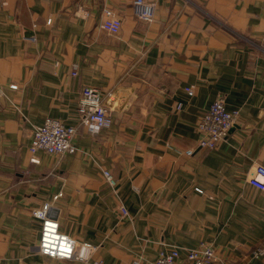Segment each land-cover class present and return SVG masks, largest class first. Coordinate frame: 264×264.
Segmentation results:
<instances>
[{
    "label": "crops",
    "instance_id": "0c3cea01",
    "mask_svg": "<svg viewBox=\"0 0 264 264\" xmlns=\"http://www.w3.org/2000/svg\"><path fill=\"white\" fill-rule=\"evenodd\" d=\"M135 1L0 0V264H153L164 248L183 262L202 242L212 264H264L252 257L264 192L248 184L264 167V0H145L151 22ZM105 9L115 35L100 28ZM84 87L112 108L110 129L80 125ZM217 98L239 115L199 149L197 123ZM47 118L76 129L75 155L30 154ZM45 204L62 234L94 247L87 263L38 253L33 212Z\"/></svg>",
    "mask_w": 264,
    "mask_h": 264
},
{
    "label": "built area",
    "instance_id": "2783aa9c",
    "mask_svg": "<svg viewBox=\"0 0 264 264\" xmlns=\"http://www.w3.org/2000/svg\"><path fill=\"white\" fill-rule=\"evenodd\" d=\"M137 18L142 22H151L154 18V6L145 0L135 1ZM104 20L100 28L109 34H117L120 30V20H118L110 9L103 10ZM50 25L51 20H47ZM29 42H35V37H24ZM76 73L73 74L75 76ZM11 88L15 89V86ZM188 96H192V90L185 88ZM2 94L0 92V98ZM112 100V99H111ZM180 109V105L177 106ZM112 108L103 100L99 91L91 87H84L81 91V101L77 108L80 125L89 134L95 135L106 131L112 127ZM238 111H228L223 98H217L208 110L199 119L196 132L198 135V148L213 150L227 136L230 128L234 125L238 117ZM76 129L66 126L61 121L47 118L38 128L31 139L29 152L34 156L37 152H43L49 156L75 155L77 148L73 144ZM192 151H187L188 156ZM32 162L36 160L33 157ZM103 177L110 187H115L116 181L109 171L102 172ZM248 184L264 192V167L257 166L249 175ZM202 194V191L196 189ZM56 196L55 198L59 197ZM122 215L126 216L127 211L119 208ZM50 205L45 204L40 210L33 212V217L41 224V232L38 242V253L41 256L61 260L87 263L90 259L94 247L89 243L77 244L68 236L59 231V224L56 219L50 216ZM181 252L176 248L162 249L153 264H212L218 260L215 250L206 243H200L196 248L187 250L184 259L181 260ZM252 257L259 259L264 257V243L257 246L252 251ZM132 264H140L133 262Z\"/></svg>",
    "mask_w": 264,
    "mask_h": 264
}]
</instances>
